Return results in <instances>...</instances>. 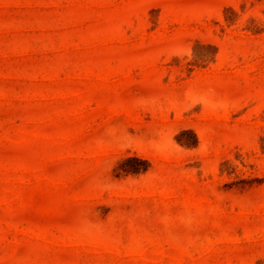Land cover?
I'll use <instances>...</instances> for the list:
<instances>
[{"label":"rangeland","instance_id":"1","mask_svg":"<svg viewBox=\"0 0 264 264\" xmlns=\"http://www.w3.org/2000/svg\"><path fill=\"white\" fill-rule=\"evenodd\" d=\"M0 264H264V0H0Z\"/></svg>","mask_w":264,"mask_h":264},{"label":"trees","instance_id":"2","mask_svg":"<svg viewBox=\"0 0 264 264\" xmlns=\"http://www.w3.org/2000/svg\"><path fill=\"white\" fill-rule=\"evenodd\" d=\"M127 171H129V170H127Z\"/></svg>","mask_w":264,"mask_h":264}]
</instances>
